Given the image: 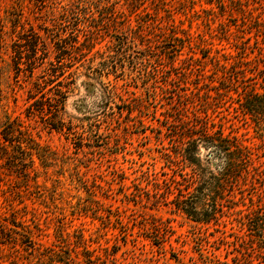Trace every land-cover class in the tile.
I'll use <instances>...</instances> for the list:
<instances>
[{
    "label": "rangeland",
    "instance_id": "374dc122",
    "mask_svg": "<svg viewBox=\"0 0 264 264\" xmlns=\"http://www.w3.org/2000/svg\"><path fill=\"white\" fill-rule=\"evenodd\" d=\"M251 90L264 0H0V264H264L241 225L264 206ZM195 131L251 153L216 223L167 204L190 169L164 154Z\"/></svg>",
    "mask_w": 264,
    "mask_h": 264
},
{
    "label": "trees",
    "instance_id": "16d2710c",
    "mask_svg": "<svg viewBox=\"0 0 264 264\" xmlns=\"http://www.w3.org/2000/svg\"><path fill=\"white\" fill-rule=\"evenodd\" d=\"M172 38L178 40L174 35ZM26 43L30 44L28 48L31 52L26 64L30 68L29 71L32 72L34 69L33 64L36 61L37 44L36 41H27ZM21 53V50H18L15 56L17 70H20ZM53 69L52 64H50L48 68L49 75L56 73ZM239 107L244 114L250 116L259 128L264 129V91L251 90L244 92L241 100H239ZM9 129H11L10 125L3 128L5 141H11V138H7L11 133ZM200 147L208 150V154L205 155L204 159L200 158ZM250 154L249 149L223 137L221 133L208 134L202 132L199 134L195 131L185 134L182 137V142L172 154L168 152L164 154L168 163H181L184 168L188 167L190 169V175H180L185 183L182 184L175 181L174 178L171 179L172 183L178 186L182 185V188H176L177 194L167 201V204L174 211L182 212L194 221L203 224L216 223L217 214H222L224 203L229 202L227 196L238 185L239 180H245V177L249 174L247 164L250 161ZM212 163H214L213 169L208 168V165ZM260 175L256 174V176ZM171 186L169 185L160 194H158V186H155L153 197L157 199L158 195L159 199V195H161L160 198L167 200V194L172 193ZM245 214L254 215L251 217L246 216L244 221H241V225L246 228L251 237H254L258 247L261 250L264 249L261 247V245H264V206L252 209ZM87 253L88 251H85V254ZM262 255L264 256V254ZM88 256L90 257V255ZM65 263L68 264L66 261ZM92 263V260H86V264Z\"/></svg>",
    "mask_w": 264,
    "mask_h": 264
}]
</instances>
